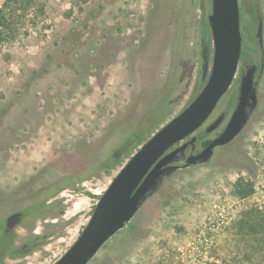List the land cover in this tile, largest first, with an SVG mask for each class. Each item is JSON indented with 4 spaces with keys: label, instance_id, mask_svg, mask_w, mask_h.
I'll use <instances>...</instances> for the list:
<instances>
[{
    "label": "rangeland",
    "instance_id": "1",
    "mask_svg": "<svg viewBox=\"0 0 264 264\" xmlns=\"http://www.w3.org/2000/svg\"><path fill=\"white\" fill-rule=\"evenodd\" d=\"M40 1L42 11L17 12L16 34H4L0 19V215L58 179L71 185L18 230L16 246L39 237L35 247L3 264H53L69 249L96 203L86 194L102 193L135 150L117 165L112 153L138 126L159 121L154 133L192 99L200 39L211 43L203 0ZM257 96V111L237 139L217 148L210 165L179 170L134 218L135 230L120 231L88 264H192L200 230L224 219L223 205H234L206 261L219 264L231 223L264 203V75ZM239 180L255 185L247 200L233 195Z\"/></svg>",
    "mask_w": 264,
    "mask_h": 264
},
{
    "label": "water",
    "instance_id": "2",
    "mask_svg": "<svg viewBox=\"0 0 264 264\" xmlns=\"http://www.w3.org/2000/svg\"><path fill=\"white\" fill-rule=\"evenodd\" d=\"M210 2L207 24L211 43L204 36L200 39L202 87L174 117L154 133L151 130L148 133L149 138L143 140L144 135L142 136V145L135 149L102 193L86 194L96 200L89 220L74 243L53 264H88L120 231H134V218L149 200L164 191L168 181L179 170L210 165L215 149L230 144L240 136L256 113L258 80H254L255 67L245 71L242 68L238 1ZM233 84L235 100L224 130L199 154L186 157L188 147L194 150L197 144L205 141L206 135L217 130L221 115L211 124H204ZM139 128H143V125L138 126L112 153L113 165L120 163L121 158L125 156L121 151L132 143L139 133ZM204 134L206 135L202 137ZM197 136L201 138L197 139ZM182 161L185 163L179 167ZM68 180L70 178L67 177L56 180L38 191V194L29 197L28 200L33 201L28 205L0 215V234L4 223L10 225L6 231H12L9 235L0 237L1 260L18 255L17 253H26L35 247V240L39 237H35L31 244L26 242L17 247V232L31 217L37 215L43 207L51 205L56 196L71 185L67 183ZM24 247L26 249L23 251Z\"/></svg>",
    "mask_w": 264,
    "mask_h": 264
},
{
    "label": "trees",
    "instance_id": "3",
    "mask_svg": "<svg viewBox=\"0 0 264 264\" xmlns=\"http://www.w3.org/2000/svg\"><path fill=\"white\" fill-rule=\"evenodd\" d=\"M0 19L4 21L2 30L7 36L16 34V26L22 19L18 11L33 8L42 11L40 0H0ZM8 15V17H5ZM21 19V20H20ZM159 121L143 126L144 135L157 127ZM152 134V133H151ZM142 137L136 136L131 144L126 145L121 153L130 155L138 146L142 145ZM137 145V146H136ZM119 163V162H118ZM264 163V156L261 157ZM232 192L237 200H247L255 193V185L251 181L239 180L234 183ZM224 249L220 253L219 264H264V203H254L243 209L237 220L231 223L227 238L223 241Z\"/></svg>",
    "mask_w": 264,
    "mask_h": 264
},
{
    "label": "flooded vegetation",
    "instance_id": "4",
    "mask_svg": "<svg viewBox=\"0 0 264 264\" xmlns=\"http://www.w3.org/2000/svg\"><path fill=\"white\" fill-rule=\"evenodd\" d=\"M237 1H238V8H239V15H240V34H241V39H242V51H241V59L243 58L242 68H243V71H245L246 69L252 68V67L256 68V71L254 73V80H258V87H259L261 79L264 75V55H263V51H264V48H263L264 14H263V5L261 3V0H237ZM210 9H211L210 0H203V7L201 8V11L203 12V14L206 15V20H207V16L210 14ZM208 10H209V12H208V14H206V12ZM260 40H261V42H260ZM261 44H262V46H260ZM262 64H263V66H262ZM261 66L263 67L262 72H261ZM199 81H200V86L198 87V90L197 89L194 90V92L192 94V98L202 87L203 82L201 81V79ZM258 87H257V89H258ZM234 100H235L234 96L230 97L228 106L224 107V109L212 121H210L209 124H211L220 115L222 116L221 117L222 119H221V123L219 124L217 129H219L221 127V125L224 123L225 120L227 123V121L231 115L232 109H233V106L231 107V105H229V104H230V102L234 103ZM230 107H231V110H230ZM229 112H230V114L227 118V115ZM226 123H225L223 129L212 139L216 138L224 130ZM209 124H207V125H209ZM205 135L206 134L202 135V137H204ZM200 138H201L200 136H197V139H200ZM237 138L238 137H236L235 139H237ZM212 139L205 140V141H202L201 143L197 144L196 147L194 148V150H192V149H190V147H188L189 149H188V152L186 153V157L190 156L191 154L192 155L199 154L210 143V141ZM188 140H186V142ZM219 148H221V147H219ZM184 163L185 162L182 161L179 164V167L182 166ZM9 227H10V225H7L4 223L0 237L7 236L12 232L10 230L6 231L9 229ZM1 248L2 247L0 246V249ZM0 252H1V250H0ZM0 264H3V263H0Z\"/></svg>",
    "mask_w": 264,
    "mask_h": 264
},
{
    "label": "built area",
    "instance_id": "5",
    "mask_svg": "<svg viewBox=\"0 0 264 264\" xmlns=\"http://www.w3.org/2000/svg\"><path fill=\"white\" fill-rule=\"evenodd\" d=\"M221 211L226 213L224 219L219 218L216 223L214 220L209 219L207 224L200 230V236L202 237V240H200L201 247H196L197 253L194 254L191 260L192 264H206L216 235L235 217L236 207L234 205H223Z\"/></svg>",
    "mask_w": 264,
    "mask_h": 264
}]
</instances>
